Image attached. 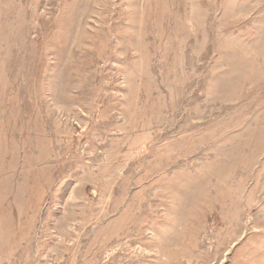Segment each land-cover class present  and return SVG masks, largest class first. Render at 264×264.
<instances>
[{
  "label": "rangeland",
  "instance_id": "rangeland-1",
  "mask_svg": "<svg viewBox=\"0 0 264 264\" xmlns=\"http://www.w3.org/2000/svg\"><path fill=\"white\" fill-rule=\"evenodd\" d=\"M0 264H264V0H0Z\"/></svg>",
  "mask_w": 264,
  "mask_h": 264
},
{
  "label": "bare ground",
  "instance_id": "bare-ground-1",
  "mask_svg": "<svg viewBox=\"0 0 264 264\" xmlns=\"http://www.w3.org/2000/svg\"><path fill=\"white\" fill-rule=\"evenodd\" d=\"M69 235V234H68Z\"/></svg>",
  "mask_w": 264,
  "mask_h": 264
}]
</instances>
